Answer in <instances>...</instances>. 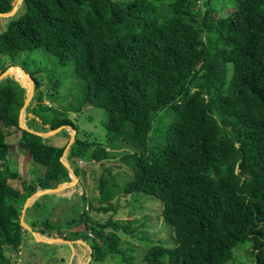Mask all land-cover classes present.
I'll list each match as a JSON object with an SVG mask.
<instances>
[{
	"label": "trees",
	"instance_id": "trees-1",
	"mask_svg": "<svg viewBox=\"0 0 264 264\" xmlns=\"http://www.w3.org/2000/svg\"><path fill=\"white\" fill-rule=\"evenodd\" d=\"M13 8L14 0H0V13ZM37 49L53 57L51 106L40 104V70L28 68ZM20 58L36 82L41 106L32 101L27 113H37L40 133L79 131L69 115L89 106L107 111V146L76 137L68 155L72 164L118 156L133 174L124 183L102 176L99 202L136 192L161 200L176 246L155 243L143 264H229L239 248L264 264V0H24L0 32L1 74ZM70 62L82 83L58 110L63 81L55 72ZM27 96L16 80L0 82V264H11L9 251L23 244L27 199L71 181L61 162L67 146L52 143L69 132L43 138L22 129ZM13 136L45 168L22 191L10 183ZM107 224L115 230L88 227L94 262L122 256L133 264L119 250L121 226Z\"/></svg>",
	"mask_w": 264,
	"mask_h": 264
},
{
	"label": "rangeland",
	"instance_id": "rangeland-1",
	"mask_svg": "<svg viewBox=\"0 0 264 264\" xmlns=\"http://www.w3.org/2000/svg\"><path fill=\"white\" fill-rule=\"evenodd\" d=\"M18 2L19 0H14V6ZM8 20L9 18H0V32L5 29ZM27 58L30 59L28 68L31 71H36V69L40 70L36 74L41 80L39 92L44 97L40 104L43 106H51L47 96L54 93L52 90L53 85L48 79L50 68L53 66V57L45 49H37L28 54ZM20 62H22L21 58L16 67L9 68L11 69L10 71L21 70L26 73L21 67ZM26 74L28 75V73ZM55 74L56 80L62 77L63 86L61 88V94H55V96L59 97L60 102H56L53 106L58 110H65L72 103V94L76 93V88L82 82L75 75L73 62H70L62 70H57ZM9 78L16 80V77L12 74L9 75ZM35 96L36 90L33 98V106L36 109V106L41 105L35 100ZM69 116L79 130L76 131V137H79L85 142L107 146L106 123L108 113L105 109L89 106L84 108L81 113H70ZM168 119L170 118L165 117V120ZM23 121L24 125L29 129L35 132L41 131L37 130V128H41V122L36 112L27 113L26 111ZM49 127L45 126L43 129H49ZM66 130L70 134L69 138L58 136L52 140V143L57 146H68L71 140V134L74 135V132L69 128ZM48 132L50 131L43 133ZM18 141V136H13L9 139L10 153L8 161L10 162L12 172L16 175V178L13 181L11 180L10 183L22 191L23 184L30 185L38 182L44 176L45 168L31 159L28 152L20 146ZM108 151H111V148ZM69 152L70 150L66 152V161L73 169H79L80 175L77 176L78 180L75 181L73 186H69L65 190H60L56 194L46 195L38 199L36 202L40 203V205L30 211L28 209L24 215V222L28 226L46 238H60L61 235L58 232L50 231L43 225V222L48 221L52 225L70 220L78 221L81 211H85L87 212V227L99 226L98 230L104 231V233H110L115 229L107 224L108 222H113L121 226L120 230H116L120 238L119 250H127L128 256L134 257L133 264H143L144 256L155 243L164 244L168 248L176 246L173 230L162 217L161 200L144 195L141 192H136L133 195L121 194L113 201L107 203L99 202L100 191L97 185L102 176L110 174L115 182L120 183L131 180L133 176L128 167L120 163L121 161L118 156L102 162L76 159L75 163L72 164L68 159ZM41 189L39 187L36 192ZM104 207H108L111 211L107 213L97 211V209ZM33 222H35V226ZM135 228H137V231H135ZM44 229H47L45 233L40 232ZM25 231L21 248L16 251H9L8 253L11 256V264H59L58 261L53 260L58 259L57 257L60 256L66 258L64 264H71L76 260L75 264L77 262L78 264H100L99 262H94L93 254H91L93 248L86 246L87 242H80L81 247L77 249L78 255L76 258L72 257L70 262V251H67L63 247L55 246L61 243L52 245L44 244L28 230L25 229ZM86 236L94 238L95 233L89 230V228H86ZM234 251V258L229 264L254 263V260L247 253L246 248H239ZM103 264L125 263L122 261V256H118L107 257Z\"/></svg>",
	"mask_w": 264,
	"mask_h": 264
},
{
	"label": "water",
	"instance_id": "water-1",
	"mask_svg": "<svg viewBox=\"0 0 264 264\" xmlns=\"http://www.w3.org/2000/svg\"><path fill=\"white\" fill-rule=\"evenodd\" d=\"M24 0H19V2L17 3L16 6H14L13 10L9 13H0V18H12L14 17L17 12L19 11L21 5L23 4ZM11 69L7 70L5 73L0 74V82L3 81L6 78H9V75H11ZM26 74V73H25ZM27 75V74H26ZM29 75V74H28ZM29 77V81H28V85H26V87L23 85L22 81H19L18 79H16L17 82H19L23 87H25L28 90V96L27 99L25 101V105L23 107V109L21 110V114H20V127L22 129H25L31 133H34L38 136H41L43 138H50V137H54L57 134H59L62 130L65 129H71L72 132H74V135L71 134V140L69 145L67 146V149L64 153V156L61 159V162L63 163V165L67 168V170L70 173L71 176V181L70 182H65V183H61L59 184L56 188H49V189H41L40 191L36 192L34 195H32L30 198L27 199L23 211H22V217H21V225L24 229L28 230L30 233H32L35 238H37L38 240L40 239V241L44 244H55V243H65L66 241L62 240V239H53V238H46L44 236H42L40 233H37L34 231V229L30 226H28L25 222H24V215L26 213V211L31 208L34 203L40 199L41 197H44L46 195H51V194H56L57 192H60V190H65L67 189L69 186H73L75 181L78 180L77 175L75 174L74 169L72 168V166L66 161V152L70 150L71 146L75 143L76 140V130L71 127V126H62L56 130H52L48 133H40V132H35L31 129H29L28 127H26L24 125V115L27 111V108L29 107V105L31 104V102L33 101L34 95H35V90H36V82L35 80L30 76ZM40 237V238H39Z\"/></svg>",
	"mask_w": 264,
	"mask_h": 264
},
{
	"label": "flooded vegetation",
	"instance_id": "flooded-vegetation-1",
	"mask_svg": "<svg viewBox=\"0 0 264 264\" xmlns=\"http://www.w3.org/2000/svg\"><path fill=\"white\" fill-rule=\"evenodd\" d=\"M86 217H87V212L81 211V214H79V220L78 221L70 220V221L64 222V223H61V222L60 223H54L53 229L48 228L50 231H56V232H58V234L61 235L60 238H54V239H62L64 241H66L65 243L56 244L55 246L56 247H63L67 251H70V254H71L70 262H71L72 257H75V258L77 257V255H78L77 249H79L81 247V245H80L81 243L87 242L86 246H89L92 248L91 242L89 241L90 239H88L86 236V228H88ZM69 222H71V223H69ZM46 230L47 229H44L43 232L45 233ZM91 254H93V249L91 251ZM57 258L58 259H55L53 261H58L59 264L60 263L64 264L66 262V258H64L63 256H60ZM76 261H73L71 264H75ZM77 264H78V262H77Z\"/></svg>",
	"mask_w": 264,
	"mask_h": 264
},
{
	"label": "bare ground",
	"instance_id": "bare-ground-1",
	"mask_svg": "<svg viewBox=\"0 0 264 264\" xmlns=\"http://www.w3.org/2000/svg\"><path fill=\"white\" fill-rule=\"evenodd\" d=\"M11 74L16 77L19 81H22V83L26 86L28 85L29 77L26 75L23 71H11ZM40 238V237H39ZM40 240V239H39Z\"/></svg>",
	"mask_w": 264,
	"mask_h": 264
}]
</instances>
